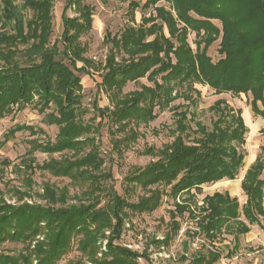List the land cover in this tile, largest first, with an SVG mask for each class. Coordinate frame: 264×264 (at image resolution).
<instances>
[{"label": "trees", "instance_id": "1", "mask_svg": "<svg viewBox=\"0 0 264 264\" xmlns=\"http://www.w3.org/2000/svg\"><path fill=\"white\" fill-rule=\"evenodd\" d=\"M86 1L66 0L61 52L58 42H51L54 0H0V120L34 105L46 115L48 125L58 128L54 141L32 140L29 156L16 168L28 174L25 191L13 188L20 203L8 204L0 191V264H59L75 243L89 264H139V253L115 242L132 215L154 213L165 197L175 205L171 229L153 244L168 246L181 230L177 218L187 213L196 225L194 237L204 241L191 255L190 264H216L223 254L216 244L225 240V234L236 243L228 253L231 257L251 225L264 230V157L256 158L242 180L241 190L247 196L243 206L228 192L207 195L200 205L197 195L204 185L237 179L246 158L249 127L243 110L225 99L209 108L214 115L211 129L192 108L202 98L196 87L202 85L217 95H251L254 116L264 120V0H146L141 8L151 12L139 24L106 35L104 42L111 48L100 85L110 106L95 107L99 126L85 121L83 85L73 69L82 64L78 70L90 74L89 68L94 67L80 42L93 26L94 7ZM127 1L134 16L142 0ZM162 1L170 7L159 6ZM72 8L78 17L66 16ZM191 33L195 49L189 42ZM219 40L221 58L215 62L209 49ZM61 54L71 66L59 59ZM142 79L151 85L124 93L128 83ZM179 99L184 103L173 106ZM166 109L174 110L170 130L174 140L142 152L152 160L126 177L133 192L143 193L130 202L118 193L113 173L106 168L97 141L102 121L107 120L112 151L122 157L138 141L140 126L155 121L158 111ZM24 130L32 135L40 132L17 126L0 147ZM36 152L47 154L48 159L38 163L33 157ZM3 163L7 168L11 165L9 160ZM36 171L68 179L81 193L71 197L68 187L47 182L36 195L44 205L24 202L33 198ZM73 198L78 203L70 204ZM7 242L23 248L17 254L5 252L2 247ZM184 250L182 260L187 261L188 243Z\"/></svg>", "mask_w": 264, "mask_h": 264}, {"label": "rangeland", "instance_id": "2", "mask_svg": "<svg viewBox=\"0 0 264 264\" xmlns=\"http://www.w3.org/2000/svg\"><path fill=\"white\" fill-rule=\"evenodd\" d=\"M146 0L141 1V6L136 10L134 16L129 14V1L127 0H88L87 4L94 7L93 26L92 29L80 38L81 44L86 48L85 57L91 60L94 67L89 68V73L78 70L82 64H78L77 68H73L75 73L81 78L82 103L83 107L87 108L88 114L85 116V121H91L95 126H99L101 118L95 107L110 106L108 95L102 90L101 82L102 75L105 71L103 66L109 55L111 45L105 44V38L108 33L112 35L119 34L127 25L139 24L143 15L148 16L151 10L145 11L141 7ZM66 0H54L53 8V35L51 37L52 44L58 42L60 51H64V44L62 43L63 34V9ZM159 6L170 5L164 1L158 4ZM67 17H78V11L74 8L69 9L66 13ZM219 27L221 24L215 22ZM189 42L193 49L195 45V34L191 33ZM219 43L216 42L209 49V55L216 62L221 58L218 53ZM66 64L71 66L70 61L65 58L63 54L59 56ZM140 83V84H139ZM135 84L130 82L124 88V93H130L140 88L141 84H148L147 79H142ZM202 93V98L196 108L192 110L197 115V119L205 124L209 129L212 128V121L214 119L213 113L209 108L218 99H225L235 108L243 110V116L249 132L246 135V144L244 149L246 151V158L244 166L236 180H224L216 184H209L203 186L202 194L197 195L199 204L207 195H213L216 192H228L231 196L238 198L240 205L243 206L247 201V196L241 190V182L259 155L264 157V120L260 117H255L250 106L251 95L232 96L231 94H215L214 90L208 86H196ZM184 103L182 99L177 100L172 105H179ZM158 118L148 125H141L139 128L140 137L132 147L126 150L122 157H119L112 151L111 135L107 127V120L102 121L100 127V134L97 136L98 143L102 150V155L106 159V168L111 170L113 178L115 179V188L118 193L127 198L130 202L137 201L138 196L143 193L138 190L133 192L131 187L126 182V177L135 167H145L152 158L143 155L142 152L147 147L161 148L166 143H171L174 137L171 136L170 130L174 129V110L166 109L163 112L158 111ZM17 126L34 127L40 131L37 135H32L30 130L16 132L15 135L4 145L0 147V191L4 194L8 204L17 205L20 202L17 196L13 193V188H21L26 190L25 178L27 173L20 172L16 168L21 166L23 159L29 156L31 148V141L39 139L40 141H54L58 128L55 125H48L47 117L40 114L34 105H29L23 110H15L12 114L0 120V142L5 139V135L15 129ZM194 126V125H193ZM37 162L42 164L48 159L47 154L36 152L34 156ZM56 158L59 155H55ZM9 160L11 165L7 168L3 161ZM4 169V170H3ZM264 178V172L262 175ZM34 181L32 195L33 198H26L24 202L37 203L44 205L45 202L39 200L37 193H42L44 183L55 184L58 187H68L70 196L75 197L81 193L77 187L71 186L68 179H58L52 177L48 173L36 171L32 175ZM186 197V196H184ZM183 199V198H182ZM179 201V200H178ZM70 204L78 203L74 198L69 200ZM175 211L173 199L169 197L164 198L162 206L152 214L132 215L131 220L125 223L124 232L120 240L115 243L126 246L141 256L138 258L139 264H190L191 255L200 247L204 245L201 237H194L193 233L196 231L195 222L188 218V214H184L177 218L181 223V230L176 235L168 246L163 244H153V240H163L166 234L170 231L171 214ZM250 232L242 235L238 242L236 252L231 257L228 256L229 251L235 246V241L232 235H224L225 239L222 243H217L216 246L222 248V258L216 264H264V230L259 225H251ZM190 232L191 236L187 233ZM195 239H194V238ZM188 243L189 252L187 254L189 260L183 261L184 245ZM228 246V247H226ZM23 245L20 243L7 242L3 245L2 250L17 254ZM206 248H209L206 245ZM148 256V258H146ZM59 264H89L85 257L77 250V244H74L71 252L63 258Z\"/></svg>", "mask_w": 264, "mask_h": 264}, {"label": "crops", "instance_id": "3", "mask_svg": "<svg viewBox=\"0 0 264 264\" xmlns=\"http://www.w3.org/2000/svg\"><path fill=\"white\" fill-rule=\"evenodd\" d=\"M234 181V180H233ZM242 183V182H241Z\"/></svg>", "mask_w": 264, "mask_h": 264}, {"label": "built area", "instance_id": "4", "mask_svg": "<svg viewBox=\"0 0 264 264\" xmlns=\"http://www.w3.org/2000/svg\"><path fill=\"white\" fill-rule=\"evenodd\" d=\"M129 247V246H128Z\"/></svg>", "mask_w": 264, "mask_h": 264}]
</instances>
